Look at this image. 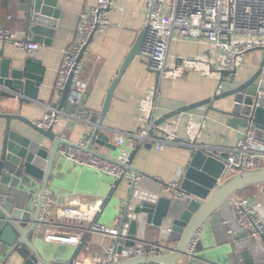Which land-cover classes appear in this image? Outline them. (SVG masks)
<instances>
[{
	"label": "water",
	"instance_id": "95a60500",
	"mask_svg": "<svg viewBox=\"0 0 264 264\" xmlns=\"http://www.w3.org/2000/svg\"><path fill=\"white\" fill-rule=\"evenodd\" d=\"M61 11L58 0H28L25 30L20 36L32 35L35 42L51 46ZM147 25L148 22L112 81L100 112L86 107L87 94L78 103L68 100L73 74L65 87L58 90L61 97L54 106L69 115L76 111L78 116L87 117L94 125L87 151L94 150L95 143L117 148L103 129L104 120L117 84L131 61L142 53ZM92 37L83 47L78 63ZM152 71L159 78L160 72ZM236 72L230 73L235 75ZM44 73L42 61L33 55L21 59L0 48V96L12 97L20 93L34 103L39 101ZM259 90L262 89L252 84L235 93L230 122L244 128L252 123L256 135L264 139V95L259 96ZM0 118L6 120L0 150V264H9L13 255H21V248L28 250V254L22 255V264H53L50 259L60 251L43 237L42 230L51 224L39 219L43 195L47 190L59 194L76 187L66 173L58 151L62 145L77 144L65 140L54 131V126L42 128L21 114L0 112ZM14 119L25 123L42 138L13 129L11 121ZM193 149L179 189L182 196L165 195L163 185L152 190L145 181H156L155 178L136 168L132 169L134 178L127 194L124 197L112 194L119 230L113 250L118 253L127 250L129 257L109 264H264V239L249 236L239 226L233 209L239 193L256 186L261 190L258 213L264 219V167L224 178L225 166L221 157L197 143ZM196 233H199L198 241L188 256L187 247ZM153 236L175 246L158 257L134 255V251L142 249L145 240Z\"/></svg>",
	"mask_w": 264,
	"mask_h": 264
},
{
	"label": "crops",
	"instance_id": "0c3cea01",
	"mask_svg": "<svg viewBox=\"0 0 264 264\" xmlns=\"http://www.w3.org/2000/svg\"><path fill=\"white\" fill-rule=\"evenodd\" d=\"M96 3L97 0H58V8L62 11L52 44L51 46L40 44L39 50L33 54L18 49L11 43H0V48H3L7 54L21 59L33 55L42 61L45 68L39 101L34 103L20 93H15L12 97L0 96V112L21 114L37 122L44 118L47 105H53L54 102L59 101L61 96L55 86L59 80V69L64 59V51L78 38L81 13ZM27 5L28 0H0V26L9 28L17 32L18 35L24 32V16ZM148 17L147 0H117V6L109 14L111 20L109 27L104 32L93 35L80 62L82 65L81 77L89 82L87 108L101 111L107 91L118 75L129 51L136 43L139 34L145 28ZM24 38L34 41L32 35ZM201 54L216 56L217 52L207 44L195 39H180L173 34L169 44L168 58L170 60ZM155 83H158L159 86L155 120L157 122L164 121L169 116L181 111L193 114L195 118L206 115V128L196 143L198 146L212 149L216 155L225 158L235 145L240 131L244 130V127L232 125L230 122V113L235 104V93L241 90L244 85L252 84L264 91V52L262 50L248 52L245 55L242 68L235 75L230 72L224 73L221 96H215L218 86V81L215 79L202 77L197 72H189L177 80L160 79L142 55L136 56L117 84L104 120L103 129L110 136L111 141L118 132L138 130L140 127L138 118L140 100L145 90ZM62 111L64 114L54 125V131L61 134L65 140L76 144L84 139H89L94 127L89 119L85 116H78L76 111L71 115L67 114L64 109ZM186 119L187 114H184L179 129L182 139L187 138ZM5 125L6 120L0 118V150L4 139ZM11 126L19 132L27 133V135L33 133L37 138H42L41 134L20 120H12ZM153 134L157 136V134ZM116 147L115 150L101 147L95 143L93 148L95 152L116 159L127 146L124 143ZM131 152V169L136 168L155 178L156 181L150 179L145 181L152 190H155L173 181L182 182L194 149L193 147L169 145L165 146L163 150H158L155 143H148L138 146ZM61 159L64 162L66 173L73 179L76 187L54 194V196H57L60 201L71 195L79 197L84 204L101 202L97 220L108 226L118 227L113 211L114 198L111 196L113 194L124 197L128 192L130 181L122 179L116 182L113 176L106 175L98 169L75 165L69 160ZM114 183L116 186L113 185ZM47 192L52 193L50 190ZM260 194V188L251 186L241 191L239 198L246 197L254 201L258 200ZM86 229L87 223L79 221H64L61 227H44L42 230L44 240L48 230L64 237L77 236L81 239V243L77 245L62 240L47 241L49 244L59 247L60 251V254L50 259V262H68L74 258L82 259L86 256H95L114 246L113 237L90 233ZM145 241L165 246L169 250L175 246L154 236ZM21 253V255H13L9 264H22L23 256L28 254V250L21 248Z\"/></svg>",
	"mask_w": 264,
	"mask_h": 264
},
{
	"label": "built area",
	"instance_id": "2783aa9c",
	"mask_svg": "<svg viewBox=\"0 0 264 264\" xmlns=\"http://www.w3.org/2000/svg\"><path fill=\"white\" fill-rule=\"evenodd\" d=\"M149 17L146 33L142 43L141 55L149 67L160 72L159 78L177 80L189 72H197L202 77L218 81L215 96L223 94V78L225 72L238 71L244 64L245 55L253 50L264 52V0H147ZM117 6V0H97V3L83 11L78 26V38L64 51V59L59 69L57 90L65 87L73 74L68 100L79 102L87 94L89 82L81 77L82 65L78 57L83 47L95 33L104 32L111 20L110 12ZM173 34L180 39L190 38L207 44L217 52L216 56L201 54L194 57H180L173 60L169 56V44ZM0 43H11L16 48L30 54L39 50L41 45L17 32L0 26ZM264 95L263 90L258 91ZM159 86H149L140 100L138 118L140 127L130 132H118L112 138L115 146L126 143L116 159H111L98 152L87 151L90 142L84 139L77 145H62L58 156L71 161L75 165L98 169L106 175L113 176L115 181L134 178L131 169V156L138 146L155 143L158 150L165 146L193 147L201 137L207 125V116L195 118L193 114L178 112L164 121L155 120ZM44 118L35 122L42 128L56 125L64 112L56 106L47 105ZM187 114L185 123L187 138L182 139L179 129L183 115ZM157 136H154V134ZM222 158V157H221ZM224 161V178L237 175L242 171L264 167V139L256 135L255 127L250 123L240 131L235 145ZM116 186V183L113 184ZM180 181H173L163 186V193L169 197L182 196ZM261 207L259 200L251 201L242 197L233 203L237 222L249 236L264 239V219L258 213ZM101 210V202L84 204L79 197L68 195L59 200L53 193L43 195L40 220L50 222L48 226L61 227L62 222L79 221L87 223V231L115 238L118 227L108 226L97 220ZM199 238L196 233L187 247L190 256ZM46 241L62 240L71 244H80L77 236L64 237L46 232ZM170 252L165 246L146 242L142 249L134 251V255L162 256ZM187 256V257H188ZM129 257L127 250L114 252L113 247L102 254L74 258L68 262L58 261L53 264H109Z\"/></svg>",
	"mask_w": 264,
	"mask_h": 264
},
{
	"label": "trees",
	"instance_id": "16d2710c",
	"mask_svg": "<svg viewBox=\"0 0 264 264\" xmlns=\"http://www.w3.org/2000/svg\"><path fill=\"white\" fill-rule=\"evenodd\" d=\"M243 87H246L245 85Z\"/></svg>",
	"mask_w": 264,
	"mask_h": 264
}]
</instances>
